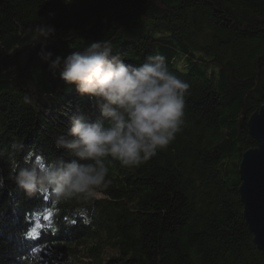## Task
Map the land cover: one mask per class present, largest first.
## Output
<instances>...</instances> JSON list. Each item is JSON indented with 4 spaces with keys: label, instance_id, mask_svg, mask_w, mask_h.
<instances>
[{
    "label": "trees",
    "instance_id": "1",
    "mask_svg": "<svg viewBox=\"0 0 264 264\" xmlns=\"http://www.w3.org/2000/svg\"><path fill=\"white\" fill-rule=\"evenodd\" d=\"M39 18L56 30L53 58L108 40L126 64L164 55L190 88L174 141L139 167L110 164L90 205L26 197L0 156V264H264L238 192L242 153L257 145L247 121L264 104V0H0V152L19 141L70 160L55 136L98 114L37 57Z\"/></svg>",
    "mask_w": 264,
    "mask_h": 264
},
{
    "label": "clouds",
    "instance_id": "2",
    "mask_svg": "<svg viewBox=\"0 0 264 264\" xmlns=\"http://www.w3.org/2000/svg\"><path fill=\"white\" fill-rule=\"evenodd\" d=\"M39 20L31 28L32 44L40 45L37 57L66 85H74L78 94L86 96L98 116L92 120L88 114L76 115L67 135L55 136V149L63 150L70 160L45 159L31 149L25 152L19 141L11 142L0 156L7 166V179L26 197L44 195L54 205L87 206L100 190L109 187L110 164L139 167L174 141L184 123L190 85L170 69L164 55L157 53L142 63L126 64L114 54L108 40L53 58L46 47L56 30ZM22 103L34 110L39 107L27 93ZM6 189L0 168V194Z\"/></svg>",
    "mask_w": 264,
    "mask_h": 264
},
{
    "label": "water",
    "instance_id": "3",
    "mask_svg": "<svg viewBox=\"0 0 264 264\" xmlns=\"http://www.w3.org/2000/svg\"><path fill=\"white\" fill-rule=\"evenodd\" d=\"M247 126L257 145L242 153L238 192L246 225L264 253V104L250 115Z\"/></svg>",
    "mask_w": 264,
    "mask_h": 264
},
{
    "label": "snow or ice",
    "instance_id": "4",
    "mask_svg": "<svg viewBox=\"0 0 264 264\" xmlns=\"http://www.w3.org/2000/svg\"><path fill=\"white\" fill-rule=\"evenodd\" d=\"M51 219V213H47L43 216V220L47 221ZM75 223V221H73ZM40 228V225H36L35 227L30 228L26 232V238L28 240H37L40 238V232H38V229ZM32 251H39V249H36L35 247L32 248Z\"/></svg>",
    "mask_w": 264,
    "mask_h": 264
},
{
    "label": "rangeland",
    "instance_id": "5",
    "mask_svg": "<svg viewBox=\"0 0 264 264\" xmlns=\"http://www.w3.org/2000/svg\"><path fill=\"white\" fill-rule=\"evenodd\" d=\"M105 252H106L107 255H113L115 250H113L111 248H108Z\"/></svg>",
    "mask_w": 264,
    "mask_h": 264
}]
</instances>
